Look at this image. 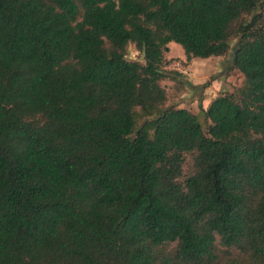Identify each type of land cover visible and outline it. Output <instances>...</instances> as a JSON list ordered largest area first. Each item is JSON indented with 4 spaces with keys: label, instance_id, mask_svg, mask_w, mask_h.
Segmentation results:
<instances>
[{
    "label": "trees",
    "instance_id": "obj_1",
    "mask_svg": "<svg viewBox=\"0 0 264 264\" xmlns=\"http://www.w3.org/2000/svg\"><path fill=\"white\" fill-rule=\"evenodd\" d=\"M263 7L0 0V264H264ZM236 38L244 85L206 129L167 105L170 42Z\"/></svg>",
    "mask_w": 264,
    "mask_h": 264
},
{
    "label": "rangeland",
    "instance_id": "obj_2",
    "mask_svg": "<svg viewBox=\"0 0 264 264\" xmlns=\"http://www.w3.org/2000/svg\"><path fill=\"white\" fill-rule=\"evenodd\" d=\"M264 10V7H263ZM238 44V38L234 39L232 42V49L230 53L226 56H213L210 58H194L191 61L187 59H181L184 61V72L182 73L183 78L179 77L178 79L183 82L177 83L170 79H163L161 84L165 87L168 95L167 105L168 106H177L179 108H187L197 114H199L200 120L204 125V128H207L209 121L205 117L204 112L201 110L200 105L194 102L195 98H199L203 89L207 90L206 87L197 89V91H192L189 83H196L197 85L204 86L206 83H209L208 86L219 83L223 86L224 90L221 89L218 93H233L238 95L244 85V75L238 69L231 67L228 70L226 75L218 74L220 68V62L222 59L232 58L235 48ZM183 50L182 46L178 44ZM174 54L180 55V49H175ZM127 57L131 60H138L144 62L143 53H141L135 46L134 43H130L127 50ZM229 57V58H228ZM229 64L226 63L225 66ZM224 68V67H223ZM187 97H192V101ZM193 103V104H192ZM195 103V104H194ZM204 108L206 106L203 105ZM139 111V108L137 109Z\"/></svg>",
    "mask_w": 264,
    "mask_h": 264
},
{
    "label": "crops",
    "instance_id": "obj_3",
    "mask_svg": "<svg viewBox=\"0 0 264 264\" xmlns=\"http://www.w3.org/2000/svg\"><path fill=\"white\" fill-rule=\"evenodd\" d=\"M175 49H180L181 54L180 55L174 54V50ZM166 57L168 59H173V58L186 59L185 52L182 51L180 46H178V43H176L174 41L169 43V51L166 52ZM219 57H222V56H219ZM228 62H229V64L227 66H225V64L228 63ZM232 62H233V57L229 58V59H222V61L220 62V68L218 70V74H220L222 76L226 75L228 73V70L232 67ZM189 84H190V87H191L192 91H197V89H201L203 87H206V88L208 87L206 91H205V89H203V91L200 94L199 98L197 97V98L194 99L195 103L200 105V102H201L206 107L209 105V103H211L219 95L218 92L221 89L224 90L223 86L220 85L219 83H217V85L212 84L210 86H205V85L204 86H200V85H197L196 83H189ZM187 98L192 101V97H187ZM181 108H184V107H181Z\"/></svg>",
    "mask_w": 264,
    "mask_h": 264
},
{
    "label": "built area",
    "instance_id": "obj_4",
    "mask_svg": "<svg viewBox=\"0 0 264 264\" xmlns=\"http://www.w3.org/2000/svg\"><path fill=\"white\" fill-rule=\"evenodd\" d=\"M183 63L184 61H182L181 59L173 58L165 65L164 68L167 70H173L179 73H183L185 69Z\"/></svg>",
    "mask_w": 264,
    "mask_h": 264
}]
</instances>
